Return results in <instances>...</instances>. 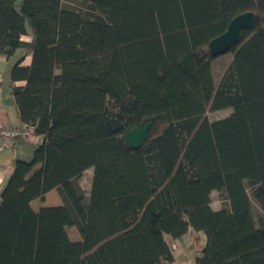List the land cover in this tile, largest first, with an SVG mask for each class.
Instances as JSON below:
<instances>
[{
	"label": "trees",
	"instance_id": "trees-1",
	"mask_svg": "<svg viewBox=\"0 0 264 264\" xmlns=\"http://www.w3.org/2000/svg\"><path fill=\"white\" fill-rule=\"evenodd\" d=\"M247 12L214 79L208 42ZM0 53L38 136L0 191V264H173L189 231L193 264H264V0H0Z\"/></svg>",
	"mask_w": 264,
	"mask_h": 264
},
{
	"label": "crops",
	"instance_id": "crops-1",
	"mask_svg": "<svg viewBox=\"0 0 264 264\" xmlns=\"http://www.w3.org/2000/svg\"><path fill=\"white\" fill-rule=\"evenodd\" d=\"M23 39L29 40V37L26 36ZM15 59L16 56L13 59H6L0 53V128L4 125H9L14 129H21L24 125L19 119L16 104L10 94L8 71ZM29 62L30 55L28 54L23 62V65H28ZM23 85L24 82L22 81L14 83V86L17 87H22ZM34 146H37V143L21 142L13 149H5L1 152L0 191L11 174L14 160H29L32 157ZM49 193L45 195L44 199ZM36 201L37 200L33 201L32 205ZM43 202L44 200H40V204L44 205ZM43 205H40L37 209ZM205 242L206 238L202 233L193 231H189L180 239L169 241V243H171V249L175 259L173 264H193L195 259L200 256Z\"/></svg>",
	"mask_w": 264,
	"mask_h": 264
},
{
	"label": "water",
	"instance_id": "water-1",
	"mask_svg": "<svg viewBox=\"0 0 264 264\" xmlns=\"http://www.w3.org/2000/svg\"><path fill=\"white\" fill-rule=\"evenodd\" d=\"M255 16L252 12L235 16L228 24L226 30L219 36L208 42L207 51L211 57H217L227 53L232 46L240 42L244 30L250 29ZM150 125L143 128H133L124 134V142L130 148H138L148 138Z\"/></svg>",
	"mask_w": 264,
	"mask_h": 264
},
{
	"label": "rangeland",
	"instance_id": "rangeland-1",
	"mask_svg": "<svg viewBox=\"0 0 264 264\" xmlns=\"http://www.w3.org/2000/svg\"><path fill=\"white\" fill-rule=\"evenodd\" d=\"M230 56H231L230 54H224V55H221L219 57H216L213 60L212 70H213L214 79H217L220 76V74L223 72V70L226 66V63L230 59ZM229 113H230V110L212 112V113H208L207 117L210 121H214V120H218V119L226 117ZM35 148H36V146L33 147V149H35ZM33 152H34V150H33ZM91 174H92L91 171L88 170L84 174L83 178L81 179V186L83 187V189L85 191L88 190V187L90 185L89 179L91 177ZM248 193L250 194L249 190H248ZM43 203H44V205L40 204V200H37L36 202H34L32 207L34 209H37L40 205L57 206L60 204V199H59L58 195L56 194V192L53 191L46 196ZM211 207L213 210H219V209L227 207V202L222 199L219 192H212V194H211ZM253 210H254V214L256 215L258 212V209H257V206L254 204V202H253ZM66 232H67L68 237L71 240L76 241L79 239V235L76 232L75 228H73V227L67 228Z\"/></svg>",
	"mask_w": 264,
	"mask_h": 264
},
{
	"label": "built area",
	"instance_id": "built-area-1",
	"mask_svg": "<svg viewBox=\"0 0 264 264\" xmlns=\"http://www.w3.org/2000/svg\"><path fill=\"white\" fill-rule=\"evenodd\" d=\"M21 142H38V136L32 126L24 124L21 129H14L4 125L0 128V154L5 149L15 148Z\"/></svg>",
	"mask_w": 264,
	"mask_h": 264
}]
</instances>
